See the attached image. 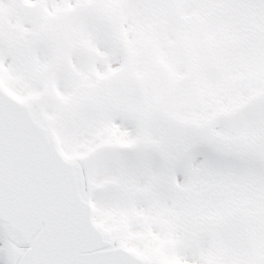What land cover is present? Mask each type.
Wrapping results in <instances>:
<instances>
[{"label":"snow or ice","instance_id":"6c2138e0","mask_svg":"<svg viewBox=\"0 0 264 264\" xmlns=\"http://www.w3.org/2000/svg\"><path fill=\"white\" fill-rule=\"evenodd\" d=\"M0 264H264V0H0Z\"/></svg>","mask_w":264,"mask_h":264}]
</instances>
